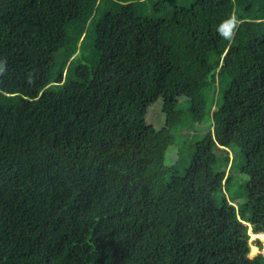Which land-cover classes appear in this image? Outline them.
<instances>
[{
	"label": "trees",
	"instance_id": "16d2710c",
	"mask_svg": "<svg viewBox=\"0 0 264 264\" xmlns=\"http://www.w3.org/2000/svg\"><path fill=\"white\" fill-rule=\"evenodd\" d=\"M263 229L264 0H0V264H264Z\"/></svg>",
	"mask_w": 264,
	"mask_h": 264
},
{
	"label": "rangeland",
	"instance_id": "374dc122",
	"mask_svg": "<svg viewBox=\"0 0 264 264\" xmlns=\"http://www.w3.org/2000/svg\"><path fill=\"white\" fill-rule=\"evenodd\" d=\"M144 120L147 124L155 127L156 129L158 128L161 131L162 125H163V118H162V113L160 111V99L155 100L152 104L148 106L147 111L144 116ZM163 132L165 133V130H163ZM189 133H194V135L189 134L184 139L181 137L180 139L177 138L174 141H172L171 144L167 147L164 153V163L165 164H171L176 159L178 160V165H182V166H185L189 162V151H191L195 147L194 140L196 139L197 134L200 133V130L191 129L189 130ZM178 150H180L179 153H177ZM237 189L239 188L237 187ZM233 190H236V182H234L233 184ZM260 235H263V234H258L260 238L259 241L262 244L260 252L263 253L264 240L263 238H261ZM252 236H253L252 234L249 235V240H252L251 238ZM251 246L249 247L248 256H251L258 251L256 246H253L254 250H251Z\"/></svg>",
	"mask_w": 264,
	"mask_h": 264
},
{
	"label": "water",
	"instance_id": "95a60500",
	"mask_svg": "<svg viewBox=\"0 0 264 264\" xmlns=\"http://www.w3.org/2000/svg\"><path fill=\"white\" fill-rule=\"evenodd\" d=\"M263 230H264V229H263ZM248 233H249V235H250V234L253 235V236L251 237L252 239H253V238H258V239H260L259 236H258L259 233H251V232H248ZM263 254H264V253H263Z\"/></svg>",
	"mask_w": 264,
	"mask_h": 264
},
{
	"label": "clouds",
	"instance_id": "9594fccd",
	"mask_svg": "<svg viewBox=\"0 0 264 264\" xmlns=\"http://www.w3.org/2000/svg\"><path fill=\"white\" fill-rule=\"evenodd\" d=\"M248 232H249V231H248ZM263 253H264V248H263ZM263 253H262V254H263ZM263 255H264V254H263Z\"/></svg>",
	"mask_w": 264,
	"mask_h": 264
},
{
	"label": "bare ground",
	"instance_id": "6f19581e",
	"mask_svg": "<svg viewBox=\"0 0 264 264\" xmlns=\"http://www.w3.org/2000/svg\"><path fill=\"white\" fill-rule=\"evenodd\" d=\"M261 234V233H260ZM262 234H264V233H262Z\"/></svg>",
	"mask_w": 264,
	"mask_h": 264
}]
</instances>
